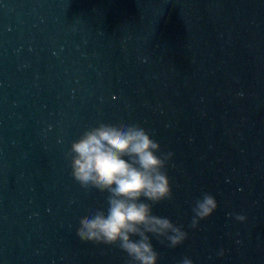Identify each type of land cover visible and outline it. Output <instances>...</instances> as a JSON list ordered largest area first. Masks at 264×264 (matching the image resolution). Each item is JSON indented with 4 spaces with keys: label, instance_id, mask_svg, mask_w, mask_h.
I'll use <instances>...</instances> for the list:
<instances>
[{
    "label": "water",
    "instance_id": "water-1",
    "mask_svg": "<svg viewBox=\"0 0 264 264\" xmlns=\"http://www.w3.org/2000/svg\"><path fill=\"white\" fill-rule=\"evenodd\" d=\"M264 171V0H0V264H240Z\"/></svg>",
    "mask_w": 264,
    "mask_h": 264
}]
</instances>
